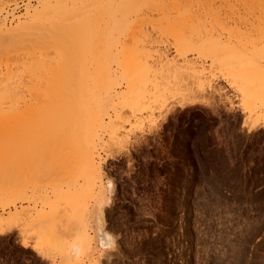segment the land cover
I'll return each mask as SVG.
<instances>
[{
  "label": "rangeland",
  "instance_id": "1",
  "mask_svg": "<svg viewBox=\"0 0 264 264\" xmlns=\"http://www.w3.org/2000/svg\"><path fill=\"white\" fill-rule=\"evenodd\" d=\"M46 1L0 0V31L29 21ZM117 14L108 25L103 16L86 45V71L106 73L108 85L98 94L101 123L92 132L86 125L81 151L65 129L69 120L42 130L29 120L0 121L1 137L26 142L21 153L0 150V264H264L262 28L207 27V37L192 39L198 55L182 56L164 25L150 22L156 14ZM32 41L8 55L25 101L49 85L40 83ZM139 47L150 68L144 82L121 66L123 53ZM73 80L93 88L81 73ZM97 194L100 209L86 226L91 248L81 249L80 213ZM13 202L34 209L33 218H12Z\"/></svg>",
  "mask_w": 264,
  "mask_h": 264
},
{
  "label": "bare ground",
  "instance_id": "2",
  "mask_svg": "<svg viewBox=\"0 0 264 264\" xmlns=\"http://www.w3.org/2000/svg\"><path fill=\"white\" fill-rule=\"evenodd\" d=\"M32 10H34V8ZM125 10H128L130 12H135V13L150 12L152 13L150 15H153V13L156 14L157 15L156 19L154 18L155 15H153V18L152 16L151 17L147 15L146 16L151 18L150 22L152 23V25L157 26V27L164 25L163 28H160L159 30L162 31L163 34L172 36L175 39L178 45V50L182 56L185 55L187 51L189 52L192 50L196 51L198 55L199 44L197 43L194 44L192 42V39H195V38L198 39L199 36L207 37L208 33L205 32V30L209 31V29H206L207 27L225 28L224 26L227 25V23H231V24L233 23L235 25L237 23L239 24L241 22L243 23L245 22L247 24H250L251 26L255 25L256 28L257 27L262 28V29L258 28L259 32L258 31L257 32L262 33V34L264 33V0H125V1L124 0H48L42 5H40V8L38 10H34L32 13H30L31 16L30 18L28 17L29 21L25 20L26 22L19 24L13 29H5V30L0 31V121L2 122V124L4 123L7 126L9 123L10 124L11 123H16V124L22 123L23 124L25 120L27 121L29 120L31 122H37L35 124H38L40 126L39 129L42 130L41 124H44V126L49 127L48 125L51 124L50 126H52V124L60 123L61 121H63V119L66 121L69 120V126L66 125V128L65 127L64 128L67 129V134L69 133L73 137V139L76 140V143L80 142L82 138L84 139L83 135H84L85 129L87 128L86 125L87 126L93 125L91 127V132H92V128L96 130L97 126L99 127V124L101 123L100 122L101 119H99V106L100 105H99L98 94H99L100 88L102 87V84L108 82L107 81L108 77L105 72H104L105 74H103V76L102 77L100 76L101 78H99V76L89 74L86 71V66L89 63L88 62L89 58H87L88 56L85 55L88 53L87 51L88 46L86 45L91 41L92 42L95 41L97 35H99L98 33L100 32H97L96 30H97L98 24L103 22L102 21L103 16L107 19V25L112 24L114 23L113 22L114 16H112V13L116 11V12H119V14L117 15L123 16ZM34 31H37V32L34 34L32 33ZM232 33L235 34L233 30H232ZM31 35H35V36L32 38ZM39 35H40V38L38 37V39H36L37 38L36 36H39ZM209 35H210V32H209ZM24 40L25 41L33 40L34 42H36L35 44L33 43V45H32L33 41L30 42L32 46L30 45L28 46V48L30 47L33 48L35 46L39 48L37 49V51L39 50V56H37L38 58L36 57L37 58L36 61L38 63L37 74L39 75L38 77H40L39 80L41 79L40 83H42L43 81V83L49 84V85H45L48 88L47 87L44 89L37 88V90H34V91L32 90L33 92L32 95L33 94L35 96L37 95L36 97L33 95L35 97L34 100L31 99L33 102L31 100L28 101L27 99H26L27 101H25L21 97L22 92H21V89H19L20 86L15 87L16 84L13 83L14 84L13 86L11 83V79L13 80V77L16 76L17 73L13 72L14 71L13 69H15L14 64L8 61V57H9L8 55L11 54L12 52L17 53L18 52L17 50H19L21 47L23 48V46L26 45V44L25 45L23 44ZM143 48L145 47L142 46V49ZM34 49L36 50V47ZM140 49L141 48L139 47V49L136 48L134 51H131V52L125 51L123 53L124 54L123 57L121 56V58H123L122 60L123 63L120 60L119 64L122 63L121 66L123 67V69L125 68L126 72H128V75L132 73V75H129V77H132L135 80L134 76H136V80L141 79L142 81L140 80L139 82H144L147 68L149 70L150 68L149 66H146L145 62L143 61V57L146 54L144 55V52ZM52 54L54 55V57L51 56L50 58V55ZM96 54H98V52ZM55 56L56 57L58 56L57 58L58 60L55 58ZM53 58L54 60H52ZM98 58H102V57L99 56ZM99 63L100 62L98 61L97 64ZM166 63L168 62L166 61ZM97 67L99 68L100 66L97 65ZM17 71H20V70H17ZM29 73H32V72L29 71ZM80 73L84 75V77L86 78V82L88 84L90 83L93 88L85 89V88H80V87L79 88L72 87L74 85L72 84L74 82L73 77L75 76L76 78L77 75L80 76ZM21 74H23V72ZM64 75L67 76L66 80H65ZM127 76L126 78L128 79ZM35 78L36 76L34 77V80ZM16 79L17 78H15V80ZM106 84L108 85V83ZM121 104H122V107L123 106L126 107L129 105V104H123V103ZM46 127H44L43 130H45ZM56 127L57 126L55 125L50 128L51 129L53 128L52 130H54V128L58 129ZM5 128H8V127L5 126ZM51 129L48 128L49 132H51ZM48 130L46 129L45 131H42V132H46ZM64 131L66 133V130ZM64 131H63V135H64ZM47 134L48 133H46V135ZM37 136L38 135L36 134V137ZM40 137L42 138V136L39 135V140H40ZM1 138H4V139H1ZM5 138H6V135L5 137L4 135L2 137L0 136V139L2 141H4ZM34 139H36L35 136H34ZM39 140L37 139L36 141L39 142ZM6 141L8 142V140H5V142ZM7 142L3 146L4 149L1 146L2 148V149L0 148V150H2L1 154H3V152H9L10 154H12L11 152H17V151L21 153V150L22 151L26 150L25 149L26 147L25 139L23 143H22V140L19 142L18 140H15V138L12 139V141L9 140V142L8 143ZM11 142L13 144L9 145ZM4 143L2 142V145ZM19 144H21L20 145L21 148L19 147ZM77 145L80 146L81 149L77 147H75L74 149L75 150L80 149L81 151L84 145L82 146L81 143L80 144L77 143ZM6 155H9V154H6ZM88 161H89V164L93 166L94 160L91 155H89ZM99 199H100V196L99 194H97L94 199L96 203L92 206L90 205V207L85 208L80 213L79 222L83 230H82L80 239L76 242V245H78L81 249H85L87 247H90L91 245L92 240H91L90 235L87 234L89 231L86 232V226L89 223L90 218H92L93 215H95V213L100 209ZM22 204L23 203H21V206H23ZM10 205L15 210V212L11 216L12 218H15L18 216L20 217L25 216L27 218H30L33 214L32 212L34 209L32 210L30 208V210H28L29 206L27 207L28 209L24 207L18 211L16 207L17 205L14 202H13V206L11 203ZM26 211L28 212V214L26 213ZM53 219L54 218H52V220ZM55 224L57 227V223ZM0 233H1V230H0ZM55 234L57 233L55 232ZM62 261L60 262L62 263Z\"/></svg>",
  "mask_w": 264,
  "mask_h": 264
}]
</instances>
